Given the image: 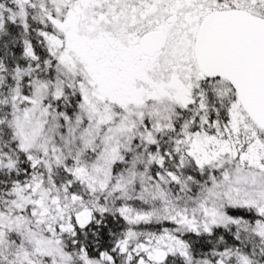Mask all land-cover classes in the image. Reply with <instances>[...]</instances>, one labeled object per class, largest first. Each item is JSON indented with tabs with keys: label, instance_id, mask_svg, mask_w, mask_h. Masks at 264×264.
<instances>
[{
	"label": "snow or ice",
	"instance_id": "1",
	"mask_svg": "<svg viewBox=\"0 0 264 264\" xmlns=\"http://www.w3.org/2000/svg\"><path fill=\"white\" fill-rule=\"evenodd\" d=\"M0 264H264V0H0Z\"/></svg>",
	"mask_w": 264,
	"mask_h": 264
}]
</instances>
